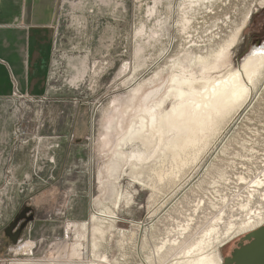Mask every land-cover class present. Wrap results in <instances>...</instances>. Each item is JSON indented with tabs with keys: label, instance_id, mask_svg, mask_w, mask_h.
<instances>
[{
	"label": "rangeland",
	"instance_id": "1",
	"mask_svg": "<svg viewBox=\"0 0 264 264\" xmlns=\"http://www.w3.org/2000/svg\"><path fill=\"white\" fill-rule=\"evenodd\" d=\"M56 6L53 90L28 113L13 109L29 118L24 125L31 135L23 145L13 134L14 144L32 147L36 158L44 139L35 130L41 125L44 136L48 106L69 133L73 123L77 130L63 153L54 151L57 171L47 185L17 183L13 158L0 156V209L21 206L20 212L26 207L30 215L51 219L38 234L24 228L18 242L0 246V264H76L84 235L91 249L83 264H179L203 238L219 251L248 234L222 243L232 225L264 214V71L243 106L218 117L196 146L175 149L170 132L158 151L150 149L146 164L129 146L132 157L114 177L108 168L115 143L150 91L163 95L173 76L199 79L205 68L222 76L264 45V0H57ZM112 120L117 128L107 146ZM132 164L146 170L133 175ZM61 166L66 174L58 178ZM0 216L5 224L3 211ZM15 246L24 249L12 252Z\"/></svg>",
	"mask_w": 264,
	"mask_h": 264
},
{
	"label": "crops",
	"instance_id": "2",
	"mask_svg": "<svg viewBox=\"0 0 264 264\" xmlns=\"http://www.w3.org/2000/svg\"><path fill=\"white\" fill-rule=\"evenodd\" d=\"M56 5L57 0H0V156L13 158V178L30 189L47 185L46 182L54 178L57 171L53 166L54 151L60 150L63 153V143L74 138L77 130V124L73 123L69 133L64 123L58 122L62 116L55 114L48 106L50 121L45 123L48 126L44 136L38 133L44 140L37 148V154H33L36 158L33 160L31 156L32 147L14 144L15 125L22 117H27L25 113L16 110L28 113L29 109L36 108V100L44 105L53 90L51 85L56 68L58 31ZM15 93L23 98H17ZM65 172L61 166L58 178H63ZM23 178L27 180L21 181ZM20 209L21 206L0 209L6 218L5 224L0 221L1 247L7 245L8 241L13 242L5 227L6 223L14 222L26 207L21 212ZM50 220L44 218V215L40 219L36 213L34 220L25 229L30 227L27 231L36 235ZM19 228H16L12 236Z\"/></svg>",
	"mask_w": 264,
	"mask_h": 264
},
{
	"label": "bare ground",
	"instance_id": "3",
	"mask_svg": "<svg viewBox=\"0 0 264 264\" xmlns=\"http://www.w3.org/2000/svg\"><path fill=\"white\" fill-rule=\"evenodd\" d=\"M234 42L233 40L231 46L234 45ZM259 50H264V45L261 47L256 46L245 58L239 69H234L225 74L220 72L222 76L213 77L208 68H205V74L199 79L193 75L173 76L170 89L168 88V92L163 95L160 94L159 89L150 91L147 95L145 94L143 100L141 99L142 107H139L140 104L137 105L136 103L139 108L134 113L126 133L118 143H115L117 144L113 155L115 160L108 168L110 175L113 176L115 172H118L120 164L127 162L132 157V155L128 157L125 148L131 146V151L138 153V157L142 158V163L146 164L150 159L148 155L150 149L158 151L170 132L174 134L173 146L175 149L186 150L189 147L196 146L199 143V137L212 127L218 117H220L219 119L228 118L234 111L243 106L244 100L250 98L257 88L258 78L263 75L262 72L264 71V51ZM167 103L171 105L170 110L166 108ZM109 124L107 138L104 141L107 146L112 144V135L117 128L114 120L110 121ZM179 134L183 135L179 137ZM131 168L132 171L134 170L133 175L137 174L138 171L146 170V166L143 165L138 167L132 164ZM260 183L259 181L258 184ZM126 201L130 202L129 199ZM154 202L157 203L158 200L155 199ZM94 219L96 217H91L90 221ZM109 222L113 227L116 226V221ZM263 223L264 214L259 213L239 225H232L222 243H227L242 234L257 230ZM86 225L89 224L84 223L83 228L87 227ZM84 236L87 244H78L81 257L77 259L79 261L76 264H83L89 258L90 241L86 235ZM93 247L96 248L95 244H93ZM210 248L211 246L204 238L193 243L190 246V251L187 252L188 257L183 263L179 262V264H221L222 260L219 257L218 249L212 248L210 250ZM73 250L72 253H74ZM16 251L19 252L20 249ZM195 253L196 255H194ZM78 256L75 257L78 258ZM10 264L60 263L56 259H30L28 261H14Z\"/></svg>",
	"mask_w": 264,
	"mask_h": 264
},
{
	"label": "water",
	"instance_id": "4",
	"mask_svg": "<svg viewBox=\"0 0 264 264\" xmlns=\"http://www.w3.org/2000/svg\"><path fill=\"white\" fill-rule=\"evenodd\" d=\"M29 212V208L24 209L7 229V234L11 237L13 243L18 242L23 229L30 221L34 220L33 214L29 217L27 216ZM20 223L22 224L20 225ZM19 225V230L12 236V233ZM246 240L249 243L247 245H240L238 249L234 250L232 256L227 258L224 264H264V226L249 232Z\"/></svg>",
	"mask_w": 264,
	"mask_h": 264
},
{
	"label": "built area",
	"instance_id": "5",
	"mask_svg": "<svg viewBox=\"0 0 264 264\" xmlns=\"http://www.w3.org/2000/svg\"><path fill=\"white\" fill-rule=\"evenodd\" d=\"M14 95L17 98H23V96H21L19 93H15ZM25 122L26 121H24V118L22 117V119H20L15 125L14 136L16 137V144L20 142V144L26 145L28 143L27 137L29 138V136H31L28 131L27 125H24ZM40 129H41V125H38L35 130L36 135L39 133ZM34 154L35 155L37 154V149ZM11 172H12L11 169H8V174H10ZM17 249H24V248L23 247L18 248L15 246L12 247L11 251L16 252Z\"/></svg>",
	"mask_w": 264,
	"mask_h": 264
},
{
	"label": "flooded vegetation",
	"instance_id": "6",
	"mask_svg": "<svg viewBox=\"0 0 264 264\" xmlns=\"http://www.w3.org/2000/svg\"><path fill=\"white\" fill-rule=\"evenodd\" d=\"M262 226H264V224ZM247 235L248 234H246L245 236H242L238 240H234V241L226 244L225 246H223V248H221V250H219V257L222 260L221 264H224L225 260L227 258H230L232 256V253L234 252V250L238 249L240 247V245H247L249 243V241L246 240Z\"/></svg>",
	"mask_w": 264,
	"mask_h": 264
}]
</instances>
